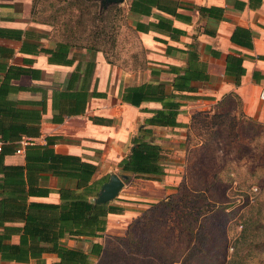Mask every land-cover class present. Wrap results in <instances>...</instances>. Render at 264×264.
<instances>
[{"label": "crops", "instance_id": "obj_1", "mask_svg": "<svg viewBox=\"0 0 264 264\" xmlns=\"http://www.w3.org/2000/svg\"><path fill=\"white\" fill-rule=\"evenodd\" d=\"M119 6L140 41L138 69H124L102 52L58 36L53 26L34 20L32 0H0V207L6 196L28 190L33 192L28 202L104 205L96 202L102 186L111 175L122 176L118 165L140 128L167 157L166 145L183 139L196 113L227 107L232 99L248 119L264 125V0H124ZM236 27L249 31L251 48L231 41ZM135 88L145 96L139 106L123 100ZM166 102L180 105L177 126L146 124ZM23 139L29 145L16 153ZM165 171L160 181H150L159 183L160 195L171 192ZM131 181L140 179L124 183L106 203L123 212L106 216L102 234L65 236L62 243L94 264L107 238L122 236L146 209L128 202ZM0 222L1 236L4 227L22 225ZM7 236L5 243H18L19 236L10 241ZM41 259L57 261L54 254ZM0 264L37 262H6L0 255Z\"/></svg>", "mask_w": 264, "mask_h": 264}, {"label": "rangeland", "instance_id": "obj_2", "mask_svg": "<svg viewBox=\"0 0 264 264\" xmlns=\"http://www.w3.org/2000/svg\"><path fill=\"white\" fill-rule=\"evenodd\" d=\"M33 18L124 69L143 65L140 41L119 5L35 0ZM227 104L196 113L183 139L166 145L170 193H157L159 183L131 181L128 202L146 206L138 218L154 210L120 240L107 238L104 259L94 264H179L188 245L178 240L181 217L199 220L183 264H264V125L248 119L238 101Z\"/></svg>", "mask_w": 264, "mask_h": 264}, {"label": "trees", "instance_id": "obj_3", "mask_svg": "<svg viewBox=\"0 0 264 264\" xmlns=\"http://www.w3.org/2000/svg\"><path fill=\"white\" fill-rule=\"evenodd\" d=\"M32 2L34 6L35 0ZM133 7L134 2L132 1L130 10H133ZM231 41L234 44L251 48L250 33L246 29L236 27L232 33ZM234 63L238 65L237 77H239L242 74L241 61L237 60ZM130 93L131 97H124V102L139 106L145 100L141 88L132 89ZM179 108L180 105L177 103L166 102L164 103V110L155 112L150 119L146 120V124L165 127L177 126L176 116ZM148 135L149 132L146 129L140 128L138 136L131 139L129 154L118 165L121 175H129L125 183L132 179L160 181L162 177L166 176V155L160 146L147 139ZM2 152L0 156L3 154ZM5 169L9 172L20 171L19 168L13 167H5ZM31 193L33 192L28 190L20 193L17 197L15 195L6 196L0 207V221L2 223L5 221L22 223L21 226L4 227L3 234L0 235V255L3 261L28 263L30 260H35L37 264H44L41 259L42 255L54 254L57 257L54 264H92L87 254L66 247L61 240L65 236H99L98 234H102L105 230L106 216L123 212V209L110 204L93 205L79 200H65L60 204L28 202L29 196H33ZM61 199H63V195H61ZM150 207L157 209L159 205H151ZM153 210L144 211L142 217L135 219L128 225L127 230L129 231L139 220L148 218ZM181 218L183 221L182 225H179L180 236L178 240L180 243L185 242V246L186 243L188 245L184 249L185 253L179 264L186 263L191 254L187 250L193 244L192 240L197 223H199V220L197 221L195 218L193 220L191 217L189 219ZM6 233L9 241L13 236H19L18 243H5ZM129 233H127L128 237ZM114 238L116 239L110 240L118 241L121 237ZM164 247L167 248L168 243ZM104 253L105 249L103 254L98 257L99 261H103Z\"/></svg>", "mask_w": 264, "mask_h": 264}, {"label": "water", "instance_id": "obj_4", "mask_svg": "<svg viewBox=\"0 0 264 264\" xmlns=\"http://www.w3.org/2000/svg\"><path fill=\"white\" fill-rule=\"evenodd\" d=\"M124 0H101L102 8L111 5H120ZM128 176L111 175L109 181L106 182L99 193L97 203L106 204L111 202L118 195L119 191L123 188Z\"/></svg>", "mask_w": 264, "mask_h": 264}, {"label": "built area", "instance_id": "obj_5", "mask_svg": "<svg viewBox=\"0 0 264 264\" xmlns=\"http://www.w3.org/2000/svg\"><path fill=\"white\" fill-rule=\"evenodd\" d=\"M260 100H264V88L260 92ZM29 145V141L26 139H23L20 141V148L16 150V153H22V148ZM3 150V142L0 141V153Z\"/></svg>", "mask_w": 264, "mask_h": 264}]
</instances>
